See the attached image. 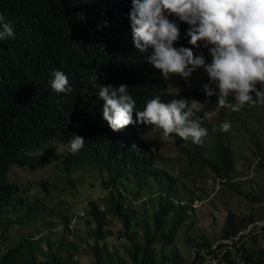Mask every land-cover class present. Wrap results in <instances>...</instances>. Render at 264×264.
Masks as SVG:
<instances>
[{
    "label": "trees",
    "instance_id": "1",
    "mask_svg": "<svg viewBox=\"0 0 264 264\" xmlns=\"http://www.w3.org/2000/svg\"><path fill=\"white\" fill-rule=\"evenodd\" d=\"M130 8L131 0H0V13L15 29L14 38L0 41V264H69L63 254L71 248L70 264H77L78 246L66 235L59 241L25 237L15 247L1 248L13 226L27 225L41 213L40 199L30 198L10 179L11 169L45 167L53 161L41 156L48 145L56 140L69 145L73 133L85 138L83 149L76 154L68 149L55 156L67 173L91 167L109 175L104 186L111 196L103 198L102 205L92 201L86 212L89 226H94L96 264H126L120 252H103L101 243L112 235L109 216L123 223L119 237L130 243L126 246L130 264H264V226L251 229L257 221L253 216L229 208L222 239L214 241L204 233H193L190 219L196 202L208 199L205 190L197 196L195 189L210 175L223 184V195L232 190L234 196L245 195L254 205L264 203V195L244 193L236 184L249 177L237 159L243 151L252 156L244 158L243 165L252 167L254 163L255 174L264 173V105H246L233 112L218 106L216 96L206 97L202 90L196 91L198 100L220 108L219 119L201 120V126L208 129L202 145L190 139L179 142L185 177L182 182L138 133L139 125L154 126L129 124L113 131L102 119V101L96 97L100 84L127 85L140 110L157 95L163 102L189 97L188 91H169L168 81L145 59L148 53L134 47ZM179 23L182 39L177 45L194 47L183 38L189 26ZM201 51L210 62L207 49L194 48V54ZM54 69L69 76L71 95L51 90L48 81ZM95 76L94 87L91 78ZM228 99L235 102L231 96ZM203 115L197 111L195 119ZM225 121L231 127L222 132L219 126ZM170 136L179 138L174 133ZM154 182L159 209L152 217H140L130 208L132 202L121 184L136 187L131 194L138 198ZM42 184L48 191L46 180ZM133 224L137 229L133 230ZM168 224H172L170 230ZM182 229L195 248L188 262L167 251ZM44 243L49 257L41 259Z\"/></svg>",
    "mask_w": 264,
    "mask_h": 264
},
{
    "label": "clouds",
    "instance_id": "2",
    "mask_svg": "<svg viewBox=\"0 0 264 264\" xmlns=\"http://www.w3.org/2000/svg\"><path fill=\"white\" fill-rule=\"evenodd\" d=\"M128 18L134 47L148 53L145 59L165 80L178 75L190 85L193 73L203 69L208 82L202 91L206 97L216 96L221 108L239 112L246 105H264V0H131ZM179 22L189 26L183 38L194 47L177 45L182 39ZM14 37L12 22L0 13V41ZM201 47L207 49L210 62L203 51L194 54V48ZM91 79L95 87L97 76ZM48 83L57 94L73 93L69 76L60 69L50 72ZM96 97L102 101V119L113 131L129 124L152 125L165 136L174 133L197 145L208 135L201 126L208 113L193 119L185 98L163 102L157 95L140 110L124 84H100ZM230 127L225 121L219 130L226 132ZM84 145L85 138L73 133L69 151L76 154Z\"/></svg>",
    "mask_w": 264,
    "mask_h": 264
},
{
    "label": "rangeland",
    "instance_id": "3",
    "mask_svg": "<svg viewBox=\"0 0 264 264\" xmlns=\"http://www.w3.org/2000/svg\"><path fill=\"white\" fill-rule=\"evenodd\" d=\"M167 81L169 91L189 92L187 100L193 110V119H195L197 111L207 112V118L210 122L219 119L220 108L198 100L194 94L196 91H201L202 85L208 82V77L203 70L193 73L190 85L178 75L170 77ZM138 127L139 135L153 146V150L162 158L161 162L168 165V170L179 177L180 182L185 181L182 172L183 160L180 157L178 147L179 142L183 141L182 138L165 136L161 129L155 127L142 125ZM68 149V144L57 140L53 141L41 155L46 159L53 160L45 167L35 170L21 167L11 169L10 179L19 184L30 198L40 199L41 213L27 225L17 224L12 227L9 240L1 245L4 251L17 246L25 237H34L37 240H47L50 237L59 241L66 235L70 241L75 242L78 246L76 249L77 264H96V256L92 249L96 243L94 226H89L88 221L90 218L86 212L90 209L92 201L102 205L103 198L111 196L110 189L104 186V181L108 179L109 175L106 171L91 167H81L68 174L63 163L55 158L57 154L66 153ZM247 157L252 158L250 152L243 151L237 159L240 161V169L243 168L249 174V177L238 181L236 184L242 186L244 193L255 192L264 195V173L255 174L252 168L254 163L252 167L247 163L243 165L244 158ZM45 180L48 184V191L42 184ZM155 184L154 182L153 187L144 189L138 198H133L131 194L136 187L127 183L121 184L122 192L127 200L132 202L130 208L139 212L140 217H152L159 209L158 187ZM222 186L223 184L220 181L215 180L210 175L206 182L196 187L197 196L205 190L208 199L197 201L194 210L190 214V219L194 222L193 233H204L213 241L216 238L222 239L223 230L229 216V208L243 216L256 218L257 221L251 226V229L255 226H264V203L254 205L245 195L237 194L234 196L233 193L235 192L232 190L223 195V191L221 192ZM83 212H85V215L81 216L80 214ZM66 220L69 221V227ZM107 221L112 235L106 242L101 243L103 244V252H106V249H109L110 252L118 251L123 256L126 264H130L126 253V246L130 243L125 238L121 239L119 237V233L124 230L122 221L112 216H109ZM171 225L168 224L167 230H170ZM135 229L137 227L133 224V230ZM43 246L44 250L40 254V258L46 259L49 257V249L47 243H44ZM72 250L73 248L63 254L65 262L69 264L71 262L69 252ZM194 250L193 244L187 240L185 229L181 230L175 242L167 248L171 255L181 259L182 262H188Z\"/></svg>",
    "mask_w": 264,
    "mask_h": 264
},
{
    "label": "built area",
    "instance_id": "4",
    "mask_svg": "<svg viewBox=\"0 0 264 264\" xmlns=\"http://www.w3.org/2000/svg\"><path fill=\"white\" fill-rule=\"evenodd\" d=\"M80 215H81V216H84V215H85V212L81 213Z\"/></svg>",
    "mask_w": 264,
    "mask_h": 264
}]
</instances>
